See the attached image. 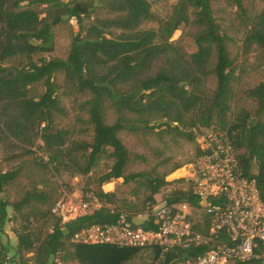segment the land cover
I'll list each match as a JSON object with an SVG mask.
<instances>
[{
  "label": "trees",
  "instance_id": "obj_1",
  "mask_svg": "<svg viewBox=\"0 0 264 264\" xmlns=\"http://www.w3.org/2000/svg\"><path fill=\"white\" fill-rule=\"evenodd\" d=\"M224 1L235 8L244 29L242 53H253L257 67L263 66L264 10L248 14L243 0ZM151 24L155 27L145 28ZM62 26L70 36L65 59L52 56L54 29ZM181 27L195 29L191 54L171 41ZM227 41L211 0H178L167 20L155 16L146 0H0V154L6 165L0 168V196L20 186L15 200L0 197V264H129L145 249L151 250V264H182L206 250L173 248L161 256L155 246L73 241L91 226L115 225L123 214L115 192L103 191L105 184L119 179L134 184L130 195L143 191L149 212L154 196L168 185L148 173L125 174L130 154L122 132L180 134L195 142V129L213 125L226 130L243 174L255 179L264 203V81L239 90L236 70H242L230 57ZM61 97L86 98L78 107L86 113L90 141L74 139L72 127L59 125L65 117ZM240 97L250 108H239L229 120ZM106 111L115 117L111 124L105 122ZM38 141L44 157L33 151ZM105 156L111 166L88 178L82 194L93 192L101 207L62 223L51 212L59 199L46 190L41 176L63 171L89 177ZM184 203L198 207L189 188L175 191L165 205ZM7 223L13 224V247L1 241ZM139 226L155 229L150 215ZM193 229L207 234V218L194 222Z\"/></svg>",
  "mask_w": 264,
  "mask_h": 264
},
{
  "label": "built area",
  "instance_id": "obj_2",
  "mask_svg": "<svg viewBox=\"0 0 264 264\" xmlns=\"http://www.w3.org/2000/svg\"><path fill=\"white\" fill-rule=\"evenodd\" d=\"M193 132L198 155L186 181L198 200L197 208L185 203L152 206L150 220L154 230L134 225L121 214L115 225L91 226L77 233L73 241L120 247L155 246L161 249V256L173 248L205 247L202 254L183 264H233L251 260L264 264V203L255 179L243 174L226 130L212 125ZM100 207L101 202L93 192L78 196L64 194L51 212L66 223ZM193 211L202 212L207 218V234L194 231Z\"/></svg>",
  "mask_w": 264,
  "mask_h": 264
},
{
  "label": "rangeland",
  "instance_id": "obj_3",
  "mask_svg": "<svg viewBox=\"0 0 264 264\" xmlns=\"http://www.w3.org/2000/svg\"><path fill=\"white\" fill-rule=\"evenodd\" d=\"M146 1L150 4L151 11L155 16L161 20H167L178 0ZM243 1L248 14L259 13L264 10V0ZM211 7L223 34L228 38L227 49L230 57L235 61L238 69L242 70L241 73L239 70H236V75L240 78L239 90L244 91L264 81V65L257 67L253 53H250L248 56L242 53L241 44L244 36V29L239 21L235 19V8L226 4L224 0H211ZM70 24L72 31L76 32L77 27L75 22L72 21ZM154 27L155 25L152 24L145 26V28ZM54 32L55 50L52 56L65 59L70 47L69 29L65 26L56 27ZM194 32L195 29L193 28L181 27L180 30L173 34L171 41L180 46L186 53L191 54L195 52V46L191 39V34ZM61 80V76H58L57 81L60 83ZM207 86L212 89L214 87L213 80H210ZM36 90L41 92L42 87L38 86ZM85 99V97L76 99L61 97V103L65 110V117L59 120V125L61 127H72L74 130V139L90 141L91 130L84 124L87 118L86 113L80 111L78 107V104ZM239 108L247 110L250 108V103L244 97H240L235 106H232L233 115L228 117L229 120H233ZM114 118L111 111L105 112V122L107 124H111ZM119 137L130 154V162L125 170V174L148 173L152 177L157 176L164 178L168 183V185L164 186L158 194L154 196L155 204L153 206H162L166 204V200L175 191H185L188 189L186 178L196 158L195 142L185 140L180 134H168L157 131H140L134 134L122 132L119 134ZM41 146L42 144L38 141L33 151L37 156L44 157L45 154L40 149ZM1 160L0 154V168L5 170L6 165ZM111 163V160L107 156L103 157L89 177H80L63 171L60 173L49 171L42 175L40 179L41 182L45 184L46 190L56 193L57 199H60L64 194L78 196L79 194L82 195L85 193L87 189L86 184L89 181L88 178L93 180L95 177L102 175L108 170ZM254 172L255 170L252 171V173ZM122 182V179L111 181V185L106 186L105 184V187H103L107 192H115L118 198L117 206L122 209V213L125 216L130 215V221L134 225H140L142 220L147 219L150 215V210L148 209L149 205L144 202L146 197L143 191L138 192L137 196L132 197L130 194L132 190H134L135 185L132 183L123 185ZM19 190L20 186L8 188L5 194L0 197L7 198L11 201L15 200L19 195ZM9 214L12 215L11 211H9ZM191 216L196 223L205 220V216L199 211H193ZM3 231L4 234L1 236V241L13 247L16 244L13 224L7 223ZM152 260L153 255L151 250L145 249L129 264H151Z\"/></svg>",
  "mask_w": 264,
  "mask_h": 264
},
{
  "label": "crops",
  "instance_id": "obj_4",
  "mask_svg": "<svg viewBox=\"0 0 264 264\" xmlns=\"http://www.w3.org/2000/svg\"><path fill=\"white\" fill-rule=\"evenodd\" d=\"M112 183H109V184H106V186H108V185H111ZM104 187H105V185H104ZM103 187V188H104ZM104 191H106L105 189H104ZM111 191V190H110ZM107 192V191H106ZM109 192V191H108ZM145 221V219L144 220H142V222H144Z\"/></svg>",
  "mask_w": 264,
  "mask_h": 264
}]
</instances>
